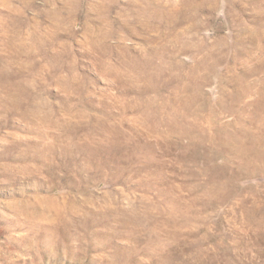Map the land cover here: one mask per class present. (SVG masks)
I'll return each instance as SVG.
<instances>
[{
    "label": "rangeland",
    "instance_id": "374dc122",
    "mask_svg": "<svg viewBox=\"0 0 264 264\" xmlns=\"http://www.w3.org/2000/svg\"><path fill=\"white\" fill-rule=\"evenodd\" d=\"M0 264H264V0H0Z\"/></svg>",
    "mask_w": 264,
    "mask_h": 264
}]
</instances>
